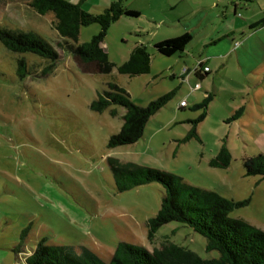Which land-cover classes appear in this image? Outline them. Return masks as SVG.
<instances>
[{
  "label": "rangeland",
  "instance_id": "374dc122",
  "mask_svg": "<svg viewBox=\"0 0 264 264\" xmlns=\"http://www.w3.org/2000/svg\"><path fill=\"white\" fill-rule=\"evenodd\" d=\"M28 1L0 0V27L38 34L58 51L59 59L49 70L50 60L10 51L0 42V264H22L23 252L41 238L75 253L86 248L104 261L120 241L150 251L174 243L202 258L218 256L216 250L206 251L203 236L176 221L161 226L148 240L147 220L159 210L164 188L151 182L120 190L110 158L117 166L161 169L228 199L248 200L229 215L264 231V177L245 175L242 164L264 153V115L259 108L261 103L264 112V97L256 102L251 87L260 79L245 80L234 60L220 66L227 61L222 56L210 60L211 73L202 80L190 72L186 77L183 71L197 63L199 54L208 55L203 39L216 26L244 28L243 5L235 16L231 13L232 23L219 19L222 6L208 7L214 0H124V6L139 15H122L110 25L102 47L114 66L101 73L95 62L82 63L57 46L65 41L53 26V13L41 15ZM69 1H81L86 11L100 13L115 0ZM198 9L204 12V28L184 19ZM99 31L97 23L81 26L77 44ZM185 31L192 35L188 55L165 56L154 48L157 41ZM139 43L150 53L149 72L119 73L118 65ZM196 82L201 87L192 90ZM109 83L124 88L142 106L171 90L175 93L148 119L136 142L108 148L107 140L119 131L125 110L111 105L97 112L90 104ZM241 95L244 105H239ZM182 99L188 103L185 107L179 105ZM110 109L117 114L112 116ZM244 110L248 113L240 117ZM222 145L231 154L230 165L209 166Z\"/></svg>",
  "mask_w": 264,
  "mask_h": 264
},
{
  "label": "trees",
  "instance_id": "16d2710c",
  "mask_svg": "<svg viewBox=\"0 0 264 264\" xmlns=\"http://www.w3.org/2000/svg\"><path fill=\"white\" fill-rule=\"evenodd\" d=\"M234 3L236 0H232ZM124 0L112 1L100 13H91L82 8L80 2L69 0H29L28 5L37 13L44 15L52 12L53 26L64 44L58 41L57 46L74 55L82 63L95 62L101 73H109L114 66L108 60L107 53L102 47L104 37L110 25L122 15L136 17L137 10L124 6ZM97 23L100 31L89 41L77 44L81 26ZM259 23L250 24L254 28ZM68 40L76 42L69 43ZM192 39V35L184 33L154 43L156 51L165 56L182 54ZM0 42L13 52H32L50 60L48 69L59 59L58 51L46 40L32 31H11L0 27ZM19 64L24 65L22 59ZM201 63L194 74L203 79L208 70ZM150 53L146 45L136 44L128 58L118 65L121 74L135 76L149 72ZM22 75V74H20ZM171 90L148 104H135L127 91L114 83L108 84L90 104V109L102 112L111 105L124 108L122 125L116 133L110 135L107 147L136 142L143 134L148 119L155 114L173 96ZM182 107V106H180ZM110 114H117L110 109ZM189 135L181 140L187 141ZM231 154L226 145H222L217 155L208 162L209 166L226 168L230 165ZM111 170L120 190L151 182H158L164 188L160 208L157 213L147 220V239L151 240L156 231L164 224L176 221L189 226L192 230L206 239V251L216 250L217 257L202 258L194 251L174 243L164 245L161 249L148 250L146 247L120 241L109 261H104L92 251L83 248L80 253L73 252L65 245L48 244L41 238L36 246L24 251L22 264H264V231L249 224L242 218H233L231 211L244 206L248 200L228 199L216 191L191 185L182 177L161 169L136 164L118 165L110 158ZM245 175H260L264 177V153L247 157L242 162ZM27 233L22 230L21 237ZM19 253L17 247L13 249Z\"/></svg>",
  "mask_w": 264,
  "mask_h": 264
},
{
  "label": "crops",
  "instance_id": "0c3cea01",
  "mask_svg": "<svg viewBox=\"0 0 264 264\" xmlns=\"http://www.w3.org/2000/svg\"><path fill=\"white\" fill-rule=\"evenodd\" d=\"M255 3L256 7H254ZM212 4L213 5L208 7L220 8V6H222L223 9L219 12V19L222 22H226V20L229 19L232 23H235V19L230 17L231 13L235 16L239 6L243 5L245 10V18L243 19L244 28L238 29L227 24L226 28H221V25L216 26L217 29L209 32V34L203 39V44L206 47L208 46V55L201 57L202 55L199 54L197 57H195V62L201 61L205 66L208 67L206 74L201 72L205 78L211 73L212 70L209 64L210 60L218 56L226 57V63L220 64V66L223 67L228 65V61L234 60L238 72L243 75L245 80L252 79L254 82L257 78L260 79L254 83L253 86L251 85V87H253L252 94L255 97L256 102H258L257 100L260 101V98L264 97V0H236L235 3L232 0H214ZM247 4H250V6L246 7ZM201 13L204 12L198 9L197 11H193L191 15H187V17L184 19H187L186 21H191L192 25L195 27L198 26V28H204L207 24L204 20H202L203 14ZM214 16L218 17V14L214 12ZM256 22L259 24L254 28L249 27L250 24ZM213 46L214 48L210 49V47ZM181 55H188L186 48ZM192 65L193 66L191 68H186L184 76L188 77L190 73H192L194 77L198 79L192 70L196 64ZM196 83H194V85ZM247 88L249 89V87ZM246 91L247 90H244L242 93L245 95ZM206 92L207 91L205 90V93ZM249 93L250 91L248 90L247 94ZM244 95H241L239 98V105L245 104V102H242ZM259 105L260 114L264 115V112L262 111L263 109L261 108V103H259ZM247 113L248 111L244 110L240 117L246 115Z\"/></svg>",
  "mask_w": 264,
  "mask_h": 264
},
{
  "label": "built area",
  "instance_id": "2783aa9c",
  "mask_svg": "<svg viewBox=\"0 0 264 264\" xmlns=\"http://www.w3.org/2000/svg\"><path fill=\"white\" fill-rule=\"evenodd\" d=\"M201 63H202L201 61H198V62L196 63V65H195V67H194L192 70L195 71L196 68L200 67ZM203 68H204V70H208V67H207V66H204ZM183 71L185 72L186 69H184ZM199 87H200V84H199V83H196L195 85L192 86V90H197V89H199ZM179 105L182 106V107H183V106H186V105H187V101L184 100V99H182V100L179 102Z\"/></svg>",
  "mask_w": 264,
  "mask_h": 264
}]
</instances>
